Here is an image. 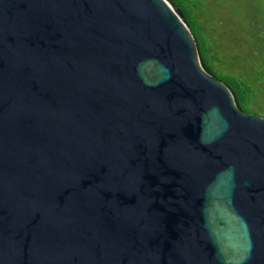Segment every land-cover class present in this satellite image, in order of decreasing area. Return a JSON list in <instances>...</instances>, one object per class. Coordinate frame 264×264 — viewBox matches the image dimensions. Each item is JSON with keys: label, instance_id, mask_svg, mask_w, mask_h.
Segmentation results:
<instances>
[{"label": "water", "instance_id": "95a60500", "mask_svg": "<svg viewBox=\"0 0 264 264\" xmlns=\"http://www.w3.org/2000/svg\"><path fill=\"white\" fill-rule=\"evenodd\" d=\"M0 264H264V118L169 0H0Z\"/></svg>", "mask_w": 264, "mask_h": 264}, {"label": "rangeland", "instance_id": "374dc122", "mask_svg": "<svg viewBox=\"0 0 264 264\" xmlns=\"http://www.w3.org/2000/svg\"><path fill=\"white\" fill-rule=\"evenodd\" d=\"M197 1L191 21L206 62L218 75L251 80L255 115L264 118V0Z\"/></svg>", "mask_w": 264, "mask_h": 264}, {"label": "trees", "instance_id": "16d2710c", "mask_svg": "<svg viewBox=\"0 0 264 264\" xmlns=\"http://www.w3.org/2000/svg\"><path fill=\"white\" fill-rule=\"evenodd\" d=\"M173 5L176 6L177 10L184 16L185 20L187 21V23L189 24V26L191 27L199 48H200V53H201V58H202V63H203V67L204 69L211 75L217 77L218 79H220L221 81H223L232 91V93L235 96L236 99V103L238 105V107L244 111L245 113L248 114H257L259 112H257L256 107H255V102L252 99V94H253V86H252V81L247 79V80H243L240 78H237L233 75L224 73L221 71L222 75H218V73L216 72V70L209 64L206 62V50L202 47V45L200 44L194 29H193V24H192V18L195 15V11H198L199 9V4L198 1L196 0H169ZM264 115V113H263Z\"/></svg>", "mask_w": 264, "mask_h": 264}]
</instances>
